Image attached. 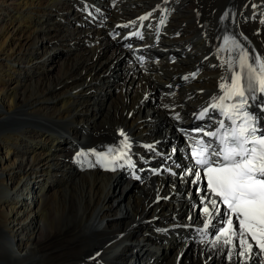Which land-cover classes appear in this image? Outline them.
I'll return each instance as SVG.
<instances>
[{
  "label": "bare ground",
  "instance_id": "1",
  "mask_svg": "<svg viewBox=\"0 0 264 264\" xmlns=\"http://www.w3.org/2000/svg\"><path fill=\"white\" fill-rule=\"evenodd\" d=\"M223 29L264 58V0H0V264H264L186 156L231 75ZM105 142L115 171L88 151Z\"/></svg>",
  "mask_w": 264,
  "mask_h": 264
},
{
  "label": "snow or ice",
  "instance_id": "2",
  "mask_svg": "<svg viewBox=\"0 0 264 264\" xmlns=\"http://www.w3.org/2000/svg\"><path fill=\"white\" fill-rule=\"evenodd\" d=\"M246 60V57L242 58V67L248 68L246 85L241 84V77L237 75L231 88L225 93L226 96L244 98L245 87L249 93H252L257 85L259 91L264 92V63L254 68L247 65ZM243 104L242 99L240 107H243ZM213 107H219V105L214 104ZM253 119L248 116L246 123ZM220 127H224L223 122L220 123ZM257 131L254 123H249L247 127L241 125L238 134L235 130L225 133L222 140L223 149H214L209 154V158H204V154L200 153L202 158L197 159L196 163L203 166L211 193L222 198L223 203L236 215L240 226L248 231L264 249V130L260 132V135L256 134ZM246 133L248 137L245 136ZM229 135L231 142L228 140ZM230 143L234 146H230ZM245 145L251 146L245 147ZM212 156L217 157V160L211 159ZM214 164L218 166H213ZM210 203L213 207L217 204L215 200H211ZM204 211L207 213L208 207H205ZM228 224L229 226L232 224L230 218ZM256 224L261 226L259 236L254 230Z\"/></svg>",
  "mask_w": 264,
  "mask_h": 264
},
{
  "label": "rangeland",
  "instance_id": "3",
  "mask_svg": "<svg viewBox=\"0 0 264 264\" xmlns=\"http://www.w3.org/2000/svg\"><path fill=\"white\" fill-rule=\"evenodd\" d=\"M150 2V1H149ZM151 2H154V1H151ZM246 2V1H245ZM246 3H248V2H246ZM197 26H198V24H197ZM201 26V23L199 24V26H198V31H197V33H199L200 34V32L202 31L203 33L205 32V29L204 28H202V29H200L199 27ZM196 33V35L197 36H199V34H197ZM157 48H159L158 50H161L160 49V47L159 46H157ZM172 52H170V53H177V56L176 57H178V56H180V54H179V49H174V50H171ZM176 51V52H175ZM166 52H167V50L166 49H164V51L162 52L163 53V55L165 56V54H166ZM161 52H159L158 51V54L157 55H159ZM170 53H168V54H170ZM63 57H64V53L61 51V52H56L55 53V55H54V59H53V62H54V67L53 68H51V67H49L48 69H47V71L49 72V76H54V78H55V76H58L59 74H60V72H59V68L61 67H59V65L61 64L60 62H61V60L63 59ZM159 57V56H158ZM60 63V64H59ZM143 65V64H142ZM139 67L140 68H142V66H140L139 65ZM59 72V73H58ZM125 79H127V80H129V76H126L125 77ZM124 79V81H126ZM78 83V82H77ZM120 85H122V84H120ZM75 85H73V87H74ZM72 87V88H73ZM68 89V91H70V93L71 94H74V99H75V101H78V102H80V101H84V99L86 98L85 96H83L81 93H77V91L79 90V88H77V87H75L74 89ZM158 88V87H157ZM74 90H76V91H74ZM119 88H116L115 89V92H114V95H116L117 93H119ZM73 91V92H72ZM78 94V95H77ZM80 95V96H79ZM82 96V97H81ZM78 99H76V98ZM152 101L151 102H154V100H155V98H154V95L150 98ZM94 102V101H93ZM83 104H81V105H79L80 107L82 106ZM79 106H77V107H79ZM92 122V123H91ZM88 125H90L91 127H94V120L92 121V120H88ZM91 123V124H90ZM85 152V151H84ZM80 152L78 151V150H75L74 152H73V154L75 155L76 154V156H78V154H79ZM79 157V156H78ZM67 170V169H66ZM63 175L61 174L58 178H61ZM57 178V179H58ZM138 185V184H137ZM137 185H134L135 187H137ZM134 187V189H133V191H135L136 190V188ZM126 201V200H125ZM222 224V223H221ZM213 228V227H212ZM212 231H214V232H216V230L215 229H212Z\"/></svg>",
  "mask_w": 264,
  "mask_h": 264
}]
</instances>
